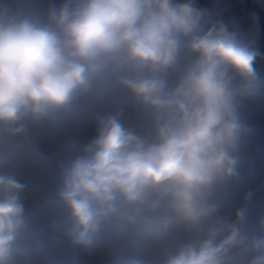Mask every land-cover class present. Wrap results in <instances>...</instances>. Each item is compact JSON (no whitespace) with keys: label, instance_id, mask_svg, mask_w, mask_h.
Masks as SVG:
<instances>
[{"label":"clouds","instance_id":"clouds-1","mask_svg":"<svg viewBox=\"0 0 264 264\" xmlns=\"http://www.w3.org/2000/svg\"><path fill=\"white\" fill-rule=\"evenodd\" d=\"M264 0H0V264H264Z\"/></svg>","mask_w":264,"mask_h":264},{"label":"crops","instance_id":"crops-1","mask_svg":"<svg viewBox=\"0 0 264 264\" xmlns=\"http://www.w3.org/2000/svg\"><path fill=\"white\" fill-rule=\"evenodd\" d=\"M260 34H261L262 43H264V19H262V22L260 24ZM262 50H264V46H262Z\"/></svg>","mask_w":264,"mask_h":264},{"label":"built area","instance_id":"built-area-1","mask_svg":"<svg viewBox=\"0 0 264 264\" xmlns=\"http://www.w3.org/2000/svg\"><path fill=\"white\" fill-rule=\"evenodd\" d=\"M262 67H264V65H262Z\"/></svg>","mask_w":264,"mask_h":264}]
</instances>
